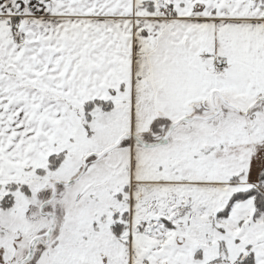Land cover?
Returning <instances> with one entry per match:
<instances>
[{
    "label": "snow or ice",
    "instance_id": "1",
    "mask_svg": "<svg viewBox=\"0 0 264 264\" xmlns=\"http://www.w3.org/2000/svg\"><path fill=\"white\" fill-rule=\"evenodd\" d=\"M0 264H264V0H0Z\"/></svg>",
    "mask_w": 264,
    "mask_h": 264
}]
</instances>
